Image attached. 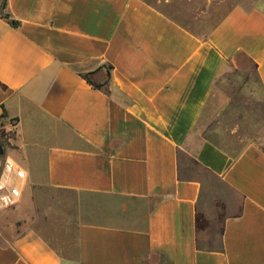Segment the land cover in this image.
Here are the masks:
<instances>
[{
    "label": "crops",
    "instance_id": "1",
    "mask_svg": "<svg viewBox=\"0 0 264 264\" xmlns=\"http://www.w3.org/2000/svg\"><path fill=\"white\" fill-rule=\"evenodd\" d=\"M7 12L20 26L0 18V182L19 197L0 213V264H264V148L208 135L240 58L264 92L262 5L8 0ZM8 161L24 180L2 173ZM25 211L29 225L7 231Z\"/></svg>",
    "mask_w": 264,
    "mask_h": 264
},
{
    "label": "rangeland",
    "instance_id": "2",
    "mask_svg": "<svg viewBox=\"0 0 264 264\" xmlns=\"http://www.w3.org/2000/svg\"><path fill=\"white\" fill-rule=\"evenodd\" d=\"M1 1V0H0ZM242 2L243 0H238ZM256 3L264 7V0H254ZM214 9H217L214 6ZM221 11H214L213 16H221ZM240 68L228 76H225L220 81L219 87L226 92L230 98V104L226 107L220 117L211 125L208 135L218 144L228 147L232 152H240L244 147L250 144H256L264 148V92L257 83V78L254 68L249 62L243 58L239 61ZM10 137L2 129L0 130V147L3 149L9 144ZM40 196H61L59 192L38 193ZM65 197L70 199L78 198V195L71 193H64ZM37 204L36 210L43 214L45 205ZM15 206L0 205V213L3 209L12 208ZM13 209V208H12ZM11 209H7L10 211ZM41 213L39 215L42 217ZM10 214L5 220L8 222L7 231H11L13 227L17 231L23 230L29 225L26 218L29 217V211H25L19 215L23 219H17ZM35 209L32 207V224L36 225L39 219L34 220Z\"/></svg>",
    "mask_w": 264,
    "mask_h": 264
},
{
    "label": "built area",
    "instance_id": "3",
    "mask_svg": "<svg viewBox=\"0 0 264 264\" xmlns=\"http://www.w3.org/2000/svg\"><path fill=\"white\" fill-rule=\"evenodd\" d=\"M3 128L2 120L0 119V130ZM3 174H8L10 176H15L18 180L25 179V173L20 170L14 168V165L9 161L5 163ZM19 197V193L17 190H8L7 185L0 182V205L1 206H9L12 205L16 198Z\"/></svg>",
    "mask_w": 264,
    "mask_h": 264
},
{
    "label": "trees",
    "instance_id": "4",
    "mask_svg": "<svg viewBox=\"0 0 264 264\" xmlns=\"http://www.w3.org/2000/svg\"><path fill=\"white\" fill-rule=\"evenodd\" d=\"M8 7V0H1L0 1V18L5 19L12 27H19L20 23L14 19H12L11 15L7 12ZM112 67H109L108 71L110 72ZM89 83L92 81L89 79V75L84 76Z\"/></svg>",
    "mask_w": 264,
    "mask_h": 264
},
{
    "label": "water",
    "instance_id": "5",
    "mask_svg": "<svg viewBox=\"0 0 264 264\" xmlns=\"http://www.w3.org/2000/svg\"><path fill=\"white\" fill-rule=\"evenodd\" d=\"M0 155H3V150L1 147H0Z\"/></svg>",
    "mask_w": 264,
    "mask_h": 264
}]
</instances>
